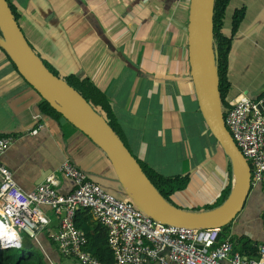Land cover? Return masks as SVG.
Wrapping results in <instances>:
<instances>
[{
    "label": "crops",
    "instance_id": "obj_1",
    "mask_svg": "<svg viewBox=\"0 0 264 264\" xmlns=\"http://www.w3.org/2000/svg\"><path fill=\"white\" fill-rule=\"evenodd\" d=\"M7 1L35 52L61 75L89 78L87 84L105 96L107 111L96 108L137 161L152 173L175 179L180 188L169 196L171 203L185 211L203 212L225 202L219 198L228 181L226 158L210 142L190 76L189 0ZM241 7L245 15L228 61V100L241 95L256 98L264 92V0H231L224 34L230 33V14ZM40 101L0 46V137L12 138L0 161L11 170L18 187L31 191L56 173L59 190L67 193L71 182L58 170L70 159L93 181L118 197L125 196L114 185L115 172L106 154L69 122L41 113ZM42 209L49 224L33 239L21 232L22 246L7 248L39 264H80L77 258L63 255L51 239L60 217L47 206ZM247 209L249 219L232 222L227 236L239 253L231 236H245L257 245L264 238L260 186L251 189ZM79 212L78 218L87 221L78 228L86 237L85 228L98 234L99 224L91 213ZM100 232L107 235L103 226ZM88 247L94 249L93 240L86 250L94 255Z\"/></svg>",
    "mask_w": 264,
    "mask_h": 264
},
{
    "label": "built area",
    "instance_id": "obj_2",
    "mask_svg": "<svg viewBox=\"0 0 264 264\" xmlns=\"http://www.w3.org/2000/svg\"><path fill=\"white\" fill-rule=\"evenodd\" d=\"M223 120L233 141L251 169V189L264 193V93L256 98L238 96L222 106ZM39 118L40 114H36ZM0 137V155L11 144ZM58 172L71 182L67 193L59 190L56 173L49 174L33 190H21L13 173L0 161V223L35 238L48 224L42 207L60 217L59 228L51 234L65 256L80 264H105L86 250L85 233L75 224V215L87 210L107 230L111 264H264V238L257 245V257L234 251L229 238L218 241L221 228H191L164 224L146 215L129 197H118L72 160L66 159Z\"/></svg>",
    "mask_w": 264,
    "mask_h": 264
},
{
    "label": "water",
    "instance_id": "obj_3",
    "mask_svg": "<svg viewBox=\"0 0 264 264\" xmlns=\"http://www.w3.org/2000/svg\"><path fill=\"white\" fill-rule=\"evenodd\" d=\"M214 0H189L187 45L190 76L199 111L209 133L232 165V188L219 207L185 211L163 197L141 165L112 129L106 117L63 78L51 72L30 46L7 0H0V46L40 97L89 137L109 158L115 181L149 217L164 224L191 228H222L243 210L251 192L248 161L226 129L219 97L213 48Z\"/></svg>",
    "mask_w": 264,
    "mask_h": 264
},
{
    "label": "trees",
    "instance_id": "obj_4",
    "mask_svg": "<svg viewBox=\"0 0 264 264\" xmlns=\"http://www.w3.org/2000/svg\"><path fill=\"white\" fill-rule=\"evenodd\" d=\"M230 1L231 0H214L213 21H212L213 48H214V53H215V67H216V74H217V80H218L219 97H220L221 105L224 108L228 107V101H229L227 98V93L229 92V89H230V82L228 79V61H229V54L232 48V40L245 15L244 7L233 10L232 13L230 14V33L224 34L223 27H224L225 20H227L226 19L228 16L227 10H228ZM8 4L14 14L16 21L18 22V16H17L16 11L10 5L9 2ZM45 66L55 75H57V73L53 69L49 68L47 65ZM67 77L73 80L75 82V85L72 82H69L67 79H64V80L69 85H71L74 89H76L88 102H90L94 108H96V106H101L102 107L101 109L107 111L106 110L107 108L104 107V103H103V98L105 99V96L102 93L98 92L93 86L88 85L86 79L82 80V78H77L73 74L68 75ZM38 106H39V110L41 113L54 118L58 122L65 120L63 116L59 112H57L55 109H53L46 100L41 98V101L39 102ZM106 120L109 123V125L112 127V129L115 131L112 123L107 118ZM116 134L120 137V135L117 132ZM209 136L211 138L210 142H215L217 146L219 147V149L222 151V149L220 148V146L218 145V143L216 142V140L212 137L210 133H209ZM120 139L122 140L121 137ZM222 154L226 158L225 172L227 174L228 181L225 187L220 192L219 202L226 201V199L230 195L231 188H232V180H233L232 165L229 159L227 158V156L224 154V152ZM141 167L143 171L145 172V174L147 175V177L149 178V180L154 184V186L163 195V197L167 199L168 201H170L169 196L176 189L180 188V186L175 185V179L159 176L150 171L146 172L145 171L146 169L142 165ZM78 212L75 215V224L77 227H81L83 226V223L87 221V218L84 217V219H79L78 215L80 214V212L79 213ZM81 215L84 216V214H81ZM230 224H227L221 228V233L219 235L218 241H222L226 239L227 236H229ZM100 227L102 226L99 224L97 227V231L99 232L96 235L90 234L88 230H86L85 228L88 241H92V240L94 241V249L91 250L92 247L91 248L88 247V250L92 251L93 254L97 256V258L101 262L105 264H111L114 260V257L112 255L111 250L109 249L107 245V237H106L107 235L105 233L101 234ZM230 239L234 241L235 245H239L240 252L246 255L248 258L258 256L257 243H255V241L245 236H240V237L231 236ZM10 263L11 264H39L37 261H34V259L32 260L31 257H28V258L25 257L23 253L19 254L18 251L15 249L0 248V264H10Z\"/></svg>",
    "mask_w": 264,
    "mask_h": 264
},
{
    "label": "clouds",
    "instance_id": "obj_5",
    "mask_svg": "<svg viewBox=\"0 0 264 264\" xmlns=\"http://www.w3.org/2000/svg\"><path fill=\"white\" fill-rule=\"evenodd\" d=\"M22 237L17 232L0 223V248L21 247Z\"/></svg>",
    "mask_w": 264,
    "mask_h": 264
},
{
    "label": "rangeland",
    "instance_id": "obj_6",
    "mask_svg": "<svg viewBox=\"0 0 264 264\" xmlns=\"http://www.w3.org/2000/svg\"><path fill=\"white\" fill-rule=\"evenodd\" d=\"M31 46V45H30ZM34 50V49H33ZM35 51V50H34ZM37 53V55H39L40 56V58L44 61V63H45V65H47L49 68H51V69H53L48 63H47V61L38 53V52H36ZM54 70V69H53ZM55 71V70H54ZM56 72V71H55ZM57 73V75L59 76V77H61V78H63V79H67L69 82H72L74 85H75V82L73 81V80H71L69 77H67L66 75H61V74H59L58 72H56ZM74 75V74H73ZM77 78H78V76H76ZM86 79V81H88V79L89 78H86V77H82V80H85ZM116 132H117V130H115ZM118 133V132H117ZM146 172H149L148 170H145ZM114 185L116 186V188H118L119 189V184H117V183H114ZM121 190V189H120ZM123 197V196H122ZM248 201V200H247ZM219 203V202H218ZM216 204H211V206H215ZM246 207H244L243 208V210L236 216V218L233 220V222H237V221H240L241 219H243V217H245V219L246 218H248L249 219V217L247 216V214H248V212H249V210L247 209V203H246V205H245ZM262 215L263 214H261V217H262ZM248 219H247V221H248Z\"/></svg>",
    "mask_w": 264,
    "mask_h": 264
}]
</instances>
